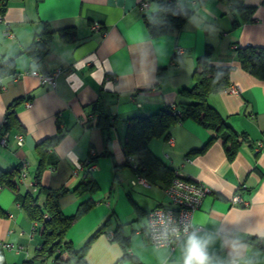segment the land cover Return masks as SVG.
<instances>
[{
  "label": "crops",
  "instance_id": "crops-1",
  "mask_svg": "<svg viewBox=\"0 0 264 264\" xmlns=\"http://www.w3.org/2000/svg\"><path fill=\"white\" fill-rule=\"evenodd\" d=\"M142 1L4 0L0 63L13 59L14 72L0 79V129L9 104L24 100L16 109L20 127L9 130L8 145L0 148V168L20 170L24 158L27 175L23 180L13 178L17 188H0V243L14 244L11 249L0 244V264H55L58 255L63 260L69 256L64 248L49 255L39 253V224L21 205L24 194L37 192L38 144L60 131L62 137L47 151L46 143L39 145L44 154L41 184L67 189L59 198L66 215L75 213L88 198L95 201L82 215L78 242L66 237L76 249L109 221L85 253L88 264H116L122 257L123 247L108 236L118 224L128 239V253L139 264H183L190 237L202 245L207 264H231L232 259L238 264H264V146H259L264 145V78L247 71L237 52L248 45L264 48V0H244L246 6H254L250 20L221 0H173L180 9L194 13L180 29L156 36L145 18L158 9V3L149 1L142 7ZM45 23L55 32L48 53L37 64L26 49L38 39ZM94 23L101 26L100 31L92 29ZM70 27L76 30L75 41L60 34ZM207 45L214 51L211 63L228 68L230 79L209 101L245 137L241 136L238 151L230 159L213 130L186 117L170 128L168 137L150 141L152 151L174 171L201 180L210 189L193 216L197 230L185 235L174 250L158 248L139 230L150 210L169 203L166 186L161 181H138L133 167L124 164L126 125L132 116L176 105L180 88L192 85L196 60ZM159 68L164 72L161 79ZM32 70H57L55 84H42ZM26 99L31 100L30 106ZM97 100L114 121L108 131L95 124ZM19 130L25 135L20 147L14 137ZM208 142L203 151L192 152ZM91 155L96 164L91 175L100 189L78 194L74 190L86 175L84 162ZM236 194L248 204L233 201ZM118 264L135 263L124 259Z\"/></svg>",
  "mask_w": 264,
  "mask_h": 264
},
{
  "label": "trees",
  "instance_id": "trees-1",
  "mask_svg": "<svg viewBox=\"0 0 264 264\" xmlns=\"http://www.w3.org/2000/svg\"><path fill=\"white\" fill-rule=\"evenodd\" d=\"M155 1L158 3V9L151 15L146 16V25L153 36L162 34L171 30L180 29L184 23L194 13L193 10L180 9L173 0H144ZM229 3L232 9H237L246 15V19H251L254 12V6H246L244 0H221ZM4 0L0 2V12L4 10ZM54 30L48 23H45L32 44L26 49V52L37 63H41L50 49ZM60 34L69 41L77 39V33L74 27L60 30ZM213 47L207 45L204 53L196 60L192 85L180 88V99L174 106H167L148 115H135L128 119L125 132L124 151L127 160L124 164L133 167L135 172L149 182L161 181L167 186L175 177L172 167L166 164L150 148V141L156 137H168L170 128L177 122H181L186 117H191L207 129L215 132L216 138H221L225 146L228 158H233L238 151L241 143V136L227 122L223 115L210 103L209 97L227 87L230 82L229 69L218 67L211 63ZM238 57L242 66L259 78H264V48L255 46H244L237 49ZM14 72V60L9 59L0 63V79ZM162 68L158 70V78L163 76ZM24 98L13 100L7 110L3 130H12L20 127L17 123L16 109ZM102 102H94L93 108L98 113L95 124L103 131H108L114 121L102 110ZM17 132H22L19 130ZM62 137V131L58 134L48 137L42 143L38 144L40 154V164L35 173L34 183L37 192H27L21 199V205L29 218L39 224V233L42 239L39 253L53 254L56 250L64 248L68 253V258L63 260L59 255L55 258V264H88L85 259V253L94 238L107 227L106 221L100 226L82 245L76 249L72 242L65 239L66 231L72 226L76 219L84 215L94 204L92 198H88L79 203L75 213L66 215L59 204V198L67 192V189H51L41 184V164L43 161V152L40 149L41 144H45L47 151L55 145ZM108 138H106L107 143ZM210 139L209 142H211ZM194 151H203L207 145ZM91 160L95 161V156L91 155ZM120 165L116 164L118 170ZM19 177V168L4 170L0 168V183L8 187L18 186L13 178ZM99 188L98 181L87 173L81 183L75 188V192L83 194L85 192L93 194ZM43 197V200L41 198ZM122 225L118 224L113 232V239L118 241L124 249L122 257L116 264L124 259H131L135 264L139 261L128 253V239L122 233Z\"/></svg>",
  "mask_w": 264,
  "mask_h": 264
},
{
  "label": "built area",
  "instance_id": "built-area-1",
  "mask_svg": "<svg viewBox=\"0 0 264 264\" xmlns=\"http://www.w3.org/2000/svg\"><path fill=\"white\" fill-rule=\"evenodd\" d=\"M1 1L2 0H0V2ZM141 5L142 7H147L148 2L143 0ZM0 20H2L1 13ZM92 29L94 31H100L101 26L94 23ZM181 52V48L176 50L177 54H180ZM31 73L38 75L42 84L49 83L54 85L58 71L42 73L38 70H32ZM230 90L233 92L239 91L238 88L235 87H230ZM24 103L27 106H30L31 100L26 99ZM10 137L11 132L9 130L0 129V148L8 145ZM14 137L17 146H22L25 138L24 133L16 132ZM259 146L263 147L264 145L260 142ZM84 164L85 174L91 173L96 168V164L91 160V156L85 160ZM26 169L27 162L23 158L19 170L20 180L25 179L27 175ZM174 172L175 177L164 189L169 203L165 206H157L150 210L144 228L139 230L144 238H146V240H148L153 246L158 248L168 247L170 250H174L185 235L197 230L193 225L194 213L199 208L204 196L210 192L209 187L203 181L184 176L178 170H175ZM138 181L145 183L146 179L138 176ZM133 183L135 184V181H133ZM2 186L4 185L0 183V188ZM232 200L243 205L248 204L247 201L242 200L239 194H236ZM108 236L110 239H113V232H109ZM0 244L8 249L14 248V244L10 242H1ZM231 264H238V261L232 259Z\"/></svg>",
  "mask_w": 264,
  "mask_h": 264
},
{
  "label": "clouds",
  "instance_id": "clouds-1",
  "mask_svg": "<svg viewBox=\"0 0 264 264\" xmlns=\"http://www.w3.org/2000/svg\"><path fill=\"white\" fill-rule=\"evenodd\" d=\"M183 264H207L203 247L194 237H190L187 242Z\"/></svg>",
  "mask_w": 264,
  "mask_h": 264
},
{
  "label": "rangeland",
  "instance_id": "rangeland-1",
  "mask_svg": "<svg viewBox=\"0 0 264 264\" xmlns=\"http://www.w3.org/2000/svg\"><path fill=\"white\" fill-rule=\"evenodd\" d=\"M105 188H106V185H105ZM99 189L100 187L94 193H97ZM80 235L82 236V216L76 219L75 222L72 224V226H70V228L66 231L65 239L66 237L67 239L72 238L74 239L75 242L76 241L78 242L79 238L81 237ZM80 247H82V245Z\"/></svg>",
  "mask_w": 264,
  "mask_h": 264
}]
</instances>
